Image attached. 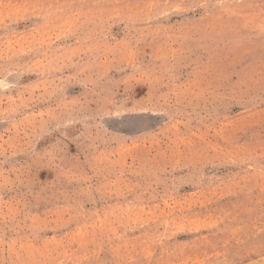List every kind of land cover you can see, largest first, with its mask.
<instances>
[{
	"label": "rangeland",
	"instance_id": "rangeland-1",
	"mask_svg": "<svg viewBox=\"0 0 264 264\" xmlns=\"http://www.w3.org/2000/svg\"><path fill=\"white\" fill-rule=\"evenodd\" d=\"M0 264H264V0H0Z\"/></svg>",
	"mask_w": 264,
	"mask_h": 264
}]
</instances>
